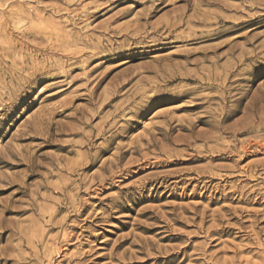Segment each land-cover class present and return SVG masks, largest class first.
I'll return each mask as SVG.
<instances>
[{"label": "rangeland", "instance_id": "1", "mask_svg": "<svg viewBox=\"0 0 264 264\" xmlns=\"http://www.w3.org/2000/svg\"><path fill=\"white\" fill-rule=\"evenodd\" d=\"M0 264H264V0H0Z\"/></svg>", "mask_w": 264, "mask_h": 264}]
</instances>
